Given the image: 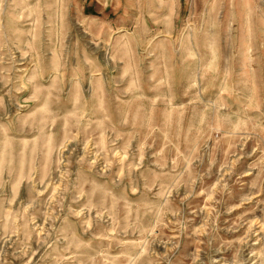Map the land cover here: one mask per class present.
I'll return each mask as SVG.
<instances>
[{"label":"rangeland","instance_id":"1","mask_svg":"<svg viewBox=\"0 0 264 264\" xmlns=\"http://www.w3.org/2000/svg\"><path fill=\"white\" fill-rule=\"evenodd\" d=\"M0 264H264V0H0Z\"/></svg>","mask_w":264,"mask_h":264}]
</instances>
